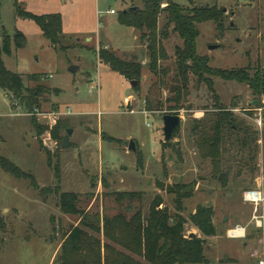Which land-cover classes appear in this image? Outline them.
<instances>
[{
  "label": "rangeland",
  "instance_id": "obj_1",
  "mask_svg": "<svg viewBox=\"0 0 264 264\" xmlns=\"http://www.w3.org/2000/svg\"><path fill=\"white\" fill-rule=\"evenodd\" d=\"M171 1L189 8L187 0ZM17 5L37 16L59 14L62 29L53 46L34 23L17 18L14 0H0V45L4 36L12 39L16 32L25 37L22 49L16 50L11 42V55L2 57L5 68L21 75L25 88L42 86L52 91L43 96L37 110L28 113L0 90V156L30 175L39 188L51 190L42 198L29 180L16 179L0 168V219L4 223L0 264H52L58 257L62 235L77 226L78 218L60 213L53 194L56 186L63 193L78 195L82 210L91 215L123 214L128 219L141 211L147 217L150 202L159 196L162 207L174 216L175 197L158 190L157 182L163 187L192 186L193 194L182 201L179 213L187 221L186 236L200 235L188 221L196 208L213 209L217 233L213 240H206L208 264H228L226 256L257 264L264 249V228L251 223L252 207L242 198L256 190L264 195V96L254 106L256 98L247 85L213 78L211 93L190 74L187 96L174 112L181 119L178 133L165 143L162 117L170 115L173 105L168 99L175 85V49L182 47L176 35L169 34L162 41L167 59L159 63L161 72L155 75L148 71L147 43L117 22L118 14L129 9V0H21ZM193 5L225 10L223 35H218L211 22L196 26L197 55L207 57L210 68H250L251 76L264 68V0H193ZM163 24L161 16L160 29ZM100 49L123 60L142 62L137 93L99 61ZM70 67L76 68L74 73ZM31 75L40 77L37 83L27 79ZM220 107L234 108L230 111L238 126L224 141L220 172L225 184L195 145L200 131H209ZM32 116L48 129L55 121L67 125L60 135L63 140L67 130L72 131L70 147L62 149V141L58 144L46 131L37 138ZM256 119L262 122L261 129ZM195 126L201 130L193 131ZM130 141L135 152L128 151ZM44 150L50 153L52 166L58 165L59 182ZM116 192H139L142 199L119 206L110 196ZM260 211L264 214V203ZM234 220H247L251 228L244 241L262 240L251 258L247 249L227 241L228 230L237 226L225 227Z\"/></svg>",
  "mask_w": 264,
  "mask_h": 264
},
{
  "label": "trees",
  "instance_id": "obj_2",
  "mask_svg": "<svg viewBox=\"0 0 264 264\" xmlns=\"http://www.w3.org/2000/svg\"><path fill=\"white\" fill-rule=\"evenodd\" d=\"M14 1L17 18L34 23L43 38L56 46L61 35V16L59 14L33 15L20 9L17 4L21 0ZM187 1L188 9L174 4L171 0H129V9L135 8V10L127 9L119 13L117 18L120 26L133 29L139 33L140 41L147 43L148 71L152 74H159L161 72L159 63L167 59L162 41L166 40L169 34H174L181 40L182 47L175 49V85L171 89L173 97L168 99V102L173 104L169 107V114L176 115L174 112L179 109L181 101L187 96L190 74L196 77L198 82L204 83L211 93H213V78L247 85L259 104V98L264 96V68H258L252 76L249 73L250 68L229 71L212 69L209 67L207 57L197 55L196 39L199 32L196 26L211 22L215 25L218 35H223L225 10L218 9L216 6L195 7L193 0ZM163 5L165 7H162ZM161 16L164 24L160 29L158 25ZM11 42L16 50L22 49L25 45V37L22 33L16 32L12 39L8 36L2 38L0 90L16 102H20L28 113H33L40 107L43 96L52 91L42 86L25 88L22 76L11 73L5 68L2 57L11 55ZM98 59L109 70L129 83H139L142 78V62L136 59L123 60L106 49L98 51ZM39 78L38 75L27 76V79L34 83H37ZM138 90L137 85L134 91L137 93ZM230 110L218 108L219 114L216 115L209 131H200L195 139L201 158L210 160L213 173L220 175L223 184L226 180L225 175H221L220 168L224 141L226 134H235L238 131L236 119L233 118ZM30 123L37 138L46 131L58 144L62 141L60 131L67 129V125L57 121L52 128L48 129L39 125L34 116L31 117ZM198 128L195 126L193 131L197 132ZM178 130L179 127L174 131L173 137ZM39 146L42 149L40 141ZM45 153L47 165L54 171L55 179L59 182L58 165L53 167L50 153L48 151ZM137 162L141 165L139 157ZM0 168L16 179L29 180L32 188L42 198L51 192L50 189L39 188L30 175L23 173L12 162L1 156ZM103 187L106 188L105 182ZM156 187L175 197L176 214L174 216L162 207L163 202L159 196H155L150 202L147 217H144L141 211H137L128 219L123 214L111 218L99 217L98 214L91 215L82 210L78 195L63 193L59 190V186H56L53 194L57 197L60 213L77 217L78 224L75 227L71 226L62 235L59 255L52 264H208L204 256V247L205 239L214 237L216 233L212 222L213 209L198 206L188 218L190 224L203 238L194 235L186 236L184 227L187 221L179 213L182 209V201L193 194L192 186L176 184L163 187L157 182ZM110 196L119 206L123 202L132 203L142 199V194L139 192H116ZM0 230H4L1 219ZM100 236L106 243H102ZM114 246L122 251L116 250Z\"/></svg>",
  "mask_w": 264,
  "mask_h": 264
},
{
  "label": "built area",
  "instance_id": "obj_3",
  "mask_svg": "<svg viewBox=\"0 0 264 264\" xmlns=\"http://www.w3.org/2000/svg\"><path fill=\"white\" fill-rule=\"evenodd\" d=\"M92 89V87H91ZM126 102L125 106H128ZM145 114V113H144ZM256 125L261 129L262 122L260 120H255ZM243 202L251 205L252 207V215H251V223H253L254 227L257 229L264 228V214L260 211V207L264 203V195L260 190L249 191L243 194ZM227 236L230 239H239L244 237V229L240 227H235L233 229L228 230ZM257 264H264V249L262 252V256L260 257Z\"/></svg>",
  "mask_w": 264,
  "mask_h": 264
},
{
  "label": "water",
  "instance_id": "obj_4",
  "mask_svg": "<svg viewBox=\"0 0 264 264\" xmlns=\"http://www.w3.org/2000/svg\"><path fill=\"white\" fill-rule=\"evenodd\" d=\"M129 10L134 11L135 8H131ZM75 70H76L75 67L69 68V72L71 73H74ZM130 85L133 89H135L137 87V82H130ZM253 105L256 106L257 101H254ZM180 120H181L180 117L177 115H165L162 117V124H163L162 135H163V139L165 143H168L171 141L174 131L179 127ZM71 133H72L71 130H67L66 136H64L62 143H61L62 149H66L70 147L69 136L71 135ZM128 151L135 152L134 142L130 141L128 145Z\"/></svg>",
  "mask_w": 264,
  "mask_h": 264
},
{
  "label": "crops",
  "instance_id": "obj_5",
  "mask_svg": "<svg viewBox=\"0 0 264 264\" xmlns=\"http://www.w3.org/2000/svg\"><path fill=\"white\" fill-rule=\"evenodd\" d=\"M136 38V37H135ZM40 125V124H39ZM247 223V220L245 221V220H243V221H241V222H237L236 220H234V221H231V222H229V224L225 227L226 229H228V228H232V227H235V226H239L240 228H245L244 229V237L243 238H239V239H230V238H228L227 239V241H234L235 242V245L236 246H238V247H240V246H242L244 249H247V251L249 252V256H248V258H251V256L254 254V253H257V251H258V245H259V243L262 241V240H259V241H253V240H246V241H244L245 239H246V235H249L250 233H249V231H251V228L250 227H247L246 224ZM76 226V225H75ZM75 226H73V227H75ZM215 227V226H214ZM249 230V231H248ZM248 231V232H247ZM195 232V231H194ZM215 232L217 233V230L215 229ZM252 232V231H251ZM216 233H215V236H216ZM194 236H197L198 238H203V237H201V235H195V234H193ZM215 236L214 237H211V238H206L205 240H209V239H211V240H213L214 238H215ZM226 240V239H225ZM253 241V242H252ZM264 241V240H263ZM255 242V243H254ZM256 247V248H255ZM228 259H227V261H226V263H228V264H241L242 262H240L239 260H237V258H234V257H229V256H226ZM206 258V257H205ZM206 260H208L207 258H206ZM210 260V259H209ZM220 259H218V260H215V261H219ZM213 261V260H212ZM247 261H248V259L246 260V263H247ZM246 263H242V264H246Z\"/></svg>",
  "mask_w": 264,
  "mask_h": 264
}]
</instances>
